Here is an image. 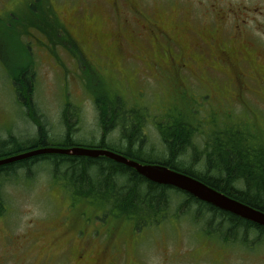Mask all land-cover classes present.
Instances as JSON below:
<instances>
[{"label": "flooded vegetation", "instance_id": "1", "mask_svg": "<svg viewBox=\"0 0 264 264\" xmlns=\"http://www.w3.org/2000/svg\"><path fill=\"white\" fill-rule=\"evenodd\" d=\"M40 63L60 68L74 66L83 69L84 77L93 74L91 68H106L129 85L137 83L142 73L152 83L172 85L181 90L182 97L197 103L199 107L189 108L192 115L202 109L208 114L220 109L233 115L238 108L253 106L261 107L262 112L264 0L257 11L247 8L245 0H0V68L6 71L7 66L24 67L28 72V77L22 79L31 91L28 95L19 94L16 82L11 80L18 100L32 98L34 69ZM135 93L142 95L145 90L135 86ZM110 97L122 100L116 93ZM131 109L136 111L130 107L126 117L134 112ZM170 114L151 118L157 131ZM125 116L117 118L115 126L124 128ZM213 215L219 214L206 211L199 220ZM165 216L156 212L144 220H127L139 229L158 224ZM201 223L203 228L195 226L202 232L218 230L219 221ZM238 225L235 229L226 225L225 236L211 235L229 244L227 249L235 264L246 256L230 251V246L247 250L248 232L257 237L261 234L256 226L244 222ZM64 227L67 230L50 234L41 245V253L36 250L37 240L43 230L55 229L51 225H36L25 234H16L17 239L9 236L12 248L0 239V264H116L120 241L126 246L127 264H147L143 261L149 259L150 252L138 259L137 247L128 235L103 239L95 231L77 232V239H65L60 246L69 229ZM129 251L134 259L127 260ZM160 264H167L165 256Z\"/></svg>", "mask_w": 264, "mask_h": 264}, {"label": "rangeland", "instance_id": "2", "mask_svg": "<svg viewBox=\"0 0 264 264\" xmlns=\"http://www.w3.org/2000/svg\"><path fill=\"white\" fill-rule=\"evenodd\" d=\"M245 1L247 8H253L254 11L261 6V0ZM257 18L261 20V17L257 16ZM91 70L93 73L91 75L95 74V78L90 75L83 77V69L74 66L60 68L40 63L34 69L36 75L31 100L37 116L47 128L46 145L64 146L66 118L73 128L69 140L73 145L94 147L100 144L102 129L94 102L95 91L91 90L100 87V83L125 102V108L120 111L122 116L127 114L130 107L145 109L144 111L136 109L145 122L143 143H129L134 152L139 149L137 161L145 162L147 159L167 157L166 146L151 119L156 118V114L178 113L182 122L176 126L177 128L193 127L194 125L184 124L185 114L190 122L202 126L197 130L196 138L203 134L202 130L208 131L213 123L217 125L224 122L246 127L256 138L264 139L261 133V129L264 133V111L261 112V107L238 108V113L233 115L224 114L220 109H217L216 114H208V110L202 109L196 115H191L190 106L197 108L199 105L182 97L181 90L172 85L152 83L150 79L143 77L142 73L139 74L137 83L129 85L121 82L117 76L111 75L106 68L98 67ZM135 86L138 90L144 89L145 94L137 95ZM13 92L11 78L0 68V141L15 143L14 147L4 144L6 145L4 149L25 148L37 138V126L32 118L26 115L25 109ZM123 131V126L121 129L120 125L112 126L106 132L105 142L102 145L122 153L128 144V137H125ZM195 140L199 144L201 137ZM252 142L259 141L253 139ZM263 143L261 141V144ZM190 153L186 151L184 156L179 155L176 160H189ZM53 180L49 162L43 160L31 165L29 169L17 168L14 173L0 176V194L5 205L4 211L0 214V239H4L11 248L9 236L17 239L16 237L19 236H15L16 234H25L36 225L42 227L51 225L55 229L43 230L42 236L37 240L36 250L41 253V245L46 242L50 234H57L60 229L65 228V225L69 229L60 246L65 239H77L76 235L79 236L77 232L95 231L103 235V239H111L115 234L123 239L128 235L137 247L135 256L138 259L146 258L150 252L149 259L142 260L143 263L147 261V264H160L164 256L167 264L176 262H179L176 264H235L233 256L227 249L229 244L207 236L198 229L195 225L203 228L198 215L195 217L197 222L194 223L193 213H186L183 199L176 192L167 191L170 197L167 209L172 213L176 212L178 216L168 215L160 219L158 224L142 225L139 229H135L131 220L103 216L102 205L83 203V197L71 194L69 190L68 193ZM90 201L98 203L95 199ZM259 236L257 237L254 232H248L247 250L230 246V251L246 256L239 260L240 264H264V232ZM96 238L101 239L97 235ZM151 250H159V252L155 253ZM37 251L34 253L39 255ZM179 251L182 252L176 253ZM116 255V264H127L126 246L122 241L116 247ZM135 256L129 251L127 260L134 259Z\"/></svg>", "mask_w": 264, "mask_h": 264}, {"label": "trees", "instance_id": "3", "mask_svg": "<svg viewBox=\"0 0 264 264\" xmlns=\"http://www.w3.org/2000/svg\"><path fill=\"white\" fill-rule=\"evenodd\" d=\"M7 67L6 71L9 77L16 82L15 90L24 96L30 94L31 91L22 81L23 78L28 77L27 70L24 67ZM88 75L95 78L91 74H86L85 77ZM100 84V87L91 89L93 92L95 91L94 102L102 129L100 144L94 147L105 148L102 145L105 142V134L109 128L115 125V120L122 117L120 109L125 108V102L123 103L119 97L111 98V91L102 83ZM19 103L25 109L26 115L31 117L37 126V138L28 147L18 149H4L6 146L4 144L7 141H0V157L30 148L47 146L45 141L48 136L47 128L37 116L32 100L22 99L19 100ZM134 109L141 108L134 107ZM185 116L184 114L183 117L185 118ZM123 120V134L128 137V146L126 145L122 154L137 159L139 149L134 152L129 143H143L145 122L138 111L132 112L129 117H123ZM181 120L178 113L170 114V118L167 117L163 120L164 125L158 128V133L166 145L167 157H159L156 160L147 159L145 162L163 164L191 175L227 196L264 212V143L261 144L264 139L256 138L246 127L224 122L216 125L212 121L213 124L208 131H201L203 134H200L201 141L198 144L195 140L199 138L195 137L197 130L193 129L195 124L186 117L184 124L194 126L179 129L176 126L181 124ZM65 128L64 147L73 146L69 141L73 128L67 118L65 119ZM262 131L261 129V133L264 135ZM253 139H257L259 142H252ZM7 144L11 147L15 145L14 141ZM186 151L191 152L190 159L177 161L176 158L179 155L184 156ZM40 160L49 162L53 181L65 188L68 193L70 191L71 194L83 197V203L95 204L90 201L95 199L98 201L97 204L104 206V216H113L116 219H135L136 217L143 218L146 213L159 212L165 213L167 216L176 214V212L172 213L167 209L170 204L167 191L172 188L150 182L133 169L105 157L88 158L64 154H41L0 165V176L14 173L17 168L29 169L31 165ZM180 193L185 195L181 198L184 202L183 206L186 207V213L192 212L194 218L209 210L219 214L213 215L212 218L211 215L209 218L199 220L204 225H209L212 220L219 221L218 230L204 232L207 236H225L226 225L233 226L235 229L240 227L238 225L240 222L256 226L261 232H264V226H258L230 212L220 210L198 200L193 195L182 191ZM178 206L181 205L178 204ZM4 209L5 205L0 194V214ZM249 230L252 229L249 228Z\"/></svg>", "mask_w": 264, "mask_h": 264}, {"label": "water", "instance_id": "4", "mask_svg": "<svg viewBox=\"0 0 264 264\" xmlns=\"http://www.w3.org/2000/svg\"><path fill=\"white\" fill-rule=\"evenodd\" d=\"M41 154H64L88 158L105 157L133 169L137 174L150 182L186 191L197 199L209 203L221 210L235 214L259 226H264L263 211L232 199L219 190L206 185L195 177L172 169L163 164L140 162L129 158L122 153L112 151L107 148L83 147L79 145L71 147L42 146L1 157L0 165L16 162Z\"/></svg>", "mask_w": 264, "mask_h": 264}, {"label": "bare ground", "instance_id": "5", "mask_svg": "<svg viewBox=\"0 0 264 264\" xmlns=\"http://www.w3.org/2000/svg\"><path fill=\"white\" fill-rule=\"evenodd\" d=\"M146 155V154H145ZM201 166V165H200ZM182 202V201H181ZM205 216V215H204ZM260 237V236H259Z\"/></svg>", "mask_w": 264, "mask_h": 264}]
</instances>
